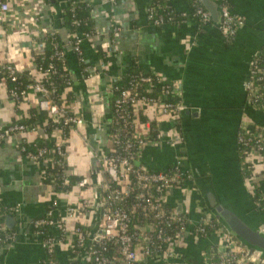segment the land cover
I'll list each match as a JSON object with an SVG mask.
<instances>
[{"label":"crops","instance_id":"crops-1","mask_svg":"<svg viewBox=\"0 0 264 264\" xmlns=\"http://www.w3.org/2000/svg\"><path fill=\"white\" fill-rule=\"evenodd\" d=\"M81 1L90 6L94 29L93 34L83 38L80 27L77 30L82 38L87 75L81 74L77 56L67 44L69 30L61 19L67 0L50 3L20 0L12 7L19 17L17 25L11 27L7 21L0 20V63L11 62L18 70L34 69L33 53L43 50L39 40L54 32L64 46L72 78L69 102L84 112L86 124L92 120V103H101L104 108L102 126L88 123L69 132L64 155L66 174L87 177L93 185L103 178L95 153L110 144L109 86L135 63L175 82L184 105L175 127L183 137L178 149L164 143L146 142L138 162L147 169L158 170L169 163L174 164L179 158L184 167L194 168L198 176L201 168L211 178L218 197L230 201L264 232V177L258 172L261 167L248 177L241 174L236 139L242 122L245 128L264 125V113L248 102L244 87L250 61L264 41V0H223L231 12L244 19L231 39H225L219 28L210 24L201 31L197 20L193 19H186L178 26L168 23L153 26L147 18L149 0ZM165 1L177 11H191L188 0ZM30 106L37 107V99L27 94L20 109L25 111ZM36 111L42 118L41 124L46 123L45 112L38 108ZM15 115L5 83L0 82V127ZM173 124L165 121L162 126L169 128ZM23 136L29 144H36L40 137L44 138L45 131L39 125L33 132L12 133L0 141V203L8 210L0 211V230L5 228L6 212L15 219L9 230L13 231L12 240L0 242V264H45L46 260V251L41 238L34 233L31 221L43 215L55 195L53 185L45 184L41 176V171L52 163L49 159L37 162L27 158L18 147ZM56 195L59 200L56 214L64 212L65 205H73L83 196L93 201V211L82 214L84 219H81L92 234L100 221L97 211L99 190L73 186L70 191ZM255 195L258 202L254 200ZM199 196L195 187L175 186L169 191L167 204L177 209L180 206L181 210L187 208L189 218L196 222L201 202ZM74 226V220L67 221L69 237L56 245L54 258L57 264H72L70 242L75 238ZM50 231L54 236L59 234L57 226ZM210 239L211 236L195 237L189 233L183 239V245L173 249L171 259L165 262L152 259L141 264H198ZM80 248L73 264L88 263L86 246Z\"/></svg>","mask_w":264,"mask_h":264},{"label":"built area","instance_id":"built-area-1","mask_svg":"<svg viewBox=\"0 0 264 264\" xmlns=\"http://www.w3.org/2000/svg\"><path fill=\"white\" fill-rule=\"evenodd\" d=\"M18 1L20 0H0V20L7 21L11 27L17 25L19 20L17 13L14 12L12 8ZM154 10V5H148L147 18L149 21H152L153 25H163L170 20V18L160 15L154 17ZM220 13V24L218 28L225 39H231L236 29L243 25L244 19L231 12L223 0ZM182 14L186 19H201L203 23H209V12L199 4L191 6V11L189 13L182 12ZM54 35L56 34L51 32L45 36L54 37ZM90 35L89 33L82 32V38ZM43 37L41 41L39 40V43H43ZM82 38L77 31L69 32L67 44L75 52L77 60L85 63L81 49ZM52 46L54 47V52L51 57L60 61L61 67L67 70L70 75L66 64L64 46L62 44L59 46L55 40L52 42ZM261 49L264 52V41ZM258 58L259 56L256 53L250 61L249 76L244 83V87L247 90L248 102L258 107L264 113V66H259ZM87 68L86 66L84 69L86 73ZM0 70L1 75L9 77L13 81L16 79V72L18 69L11 62L5 61L0 63ZM29 70L30 74L32 73L35 78L34 82L31 84V91L18 93L14 89H6V92L13 101L14 108L17 106L19 109L21 102L26 98L27 94H32L33 97L37 99V107H30L47 112L49 115L47 118H49L50 122L57 125L52 131L51 137L45 135L44 138L40 137V139H38V143L33 144L41 145L35 152L28 151L24 145L19 147V150L32 161L38 162L42 159L51 160L52 164L41 171V176L42 174H47L49 180L53 181L55 176L61 173L59 170L57 171L56 166L62 167L63 164H65V150H63L62 147L63 145H67L68 137L62 134L63 126L69 127L70 132L82 123V118L78 117L75 111L71 109V103L66 97V88H59L58 91H56L60 103L55 102L50 97L52 92L55 93V83L48 82L47 78L50 74L57 72L53 63L50 62L48 68L41 75L45 78L46 83L41 81L42 78L36 75L34 69ZM151 73L154 74L155 77L151 75L140 76V81L148 85H161L162 93L159 97L153 98L140 94L135 85L132 84L130 85L131 87L122 89L119 96L114 99L115 123H120L123 130L129 128V135L127 136V134H124L123 130L120 129L119 134L124 137L122 143L123 153L111 156H107L104 151L96 153L98 166L101 172L105 173L107 177L103 176V178L94 185L87 177H82L80 180L73 182L72 187L78 186L83 189L96 187L99 190L101 216L93 234L87 231L84 235L81 228L77 226V223L84 225L81 220L84 216L82 214L88 213L90 210L93 211L94 209L93 201L88 196L77 199V203L73 205H65L64 212H58V214H56L55 210L57 208L59 209V200L56 199V194L58 193L55 192V198L53 196L43 215L32 219L31 226L33 231L41 238L42 246L49 254H54L57 244L67 241L69 235L66 224L68 220L72 219L75 221L73 232L77 239V245L82 247L86 246L88 243L86 247L87 254L89 257H92L94 264H137L146 259L167 261L173 256V250L170 247L171 243L180 240L192 224L188 216L189 211L187 208L178 210L176 207V209L170 208L166 210L163 207V204H167L169 191L172 187L192 188L189 182L191 176L186 171L187 168L183 166L180 159H176L174 163L175 168L170 175L157 170L149 171V169L143 167L138 162V157L146 142H151L153 144L164 143L173 149H178L183 142L182 135L180 132L176 131L175 128L176 121L184 110V105L180 100L179 87L175 82L165 84L166 78L152 70ZM81 74L85 75L83 71H81ZM58 75L61 77L66 76L63 72H60ZM0 82L5 83L3 77H0ZM69 82L72 84L71 76ZM47 85H49L50 88ZM111 89L112 85L109 86L108 97L111 96ZM174 99H178V101L173 102ZM26 110H22L24 115H26ZM140 116L144 117L143 121H140ZM19 117L20 116L16 114L13 118L18 119ZM165 121H172L174 124L169 128H164L162 123ZM110 123L111 118L109 120V124ZM152 123L155 124L154 129L151 127ZM3 128L4 126L0 127V141L12 133H21L24 135L25 133L36 130V128L28 129L26 125L17 122L11 124L9 128ZM152 131H155V135L152 139H149ZM119 137L120 136L117 134H108V139L110 141L108 147H111L114 143H118ZM23 139L26 141L25 136H23ZM236 139L239 147L242 148L245 156L248 157L250 161L251 157L259 156V153L261 154V151L264 150V126L253 125V127L245 128L241 123L237 131ZM135 144L136 148L132 150L131 148ZM56 155L61 156L62 160L55 158ZM260 167L264 176V160H261ZM47 169L48 171H46ZM62 173L64 174L60 175V178L64 183H67L68 175L66 174V169H62ZM129 174H132L135 179L138 180V187H145L146 183H154V190L156 192L154 196H152L149 191L146 193L143 191L138 192L134 197L131 210L141 208L143 210L147 209L148 211H152L154 212V216L167 226H170L171 223H179L180 226L176 227L177 229L172 234H167L161 228L157 229L155 232L154 225L147 220V218H144V221L141 222L139 226H136L132 232L129 231L130 218L126 209L115 205L116 198L127 196L134 187L131 185L128 178ZM115 181H118L119 187L111 184ZM70 190H65L63 192H68ZM185 215L186 218L189 219L187 227L183 224ZM207 220L208 218L206 217L202 219L203 222ZM198 222L194 224L191 230L194 232L199 230L202 233L204 232L206 234L205 236H211L210 244L215 246V251L218 254V261H210L209 264H264V258L260 253H258L255 258L250 257V255L247 254V250L226 230L220 227L207 235L205 228ZM54 226L59 228L58 236L52 235L46 229L47 227ZM99 230H102V232L99 233ZM153 235L164 244V249L152 245L151 241ZM12 237L13 232L11 234L7 233L0 242L12 240ZM214 237L216 238L215 241H213ZM110 242L117 245L119 253L112 256L107 254ZM70 248L72 253L71 259H75L76 253L73 249V239L70 242ZM45 264H57V262L53 257H50L45 261Z\"/></svg>","mask_w":264,"mask_h":264},{"label":"trees","instance_id":"trees-1","mask_svg":"<svg viewBox=\"0 0 264 264\" xmlns=\"http://www.w3.org/2000/svg\"><path fill=\"white\" fill-rule=\"evenodd\" d=\"M43 1H45L46 3L47 2H49V3L54 2V0H43ZM188 2H189L190 6H193L194 4H199L202 6V4L198 0H188ZM148 5H150V6L154 5L155 6L154 17H157L160 15V16H164L166 18H170V20H168L166 22L168 24L178 26L182 21L186 20L185 16L182 14L181 11H177V10L173 9L165 0H149ZM89 10H90V6L86 2H83L81 0H68L67 5L63 8V13L61 14L62 24L64 25V27L67 30H69V32H75V31L79 30V27H80L82 32L93 34V32H94L93 20L90 17ZM149 23L151 25H153L152 21H149ZM197 23H198V29H200L201 31L206 29V27L210 24V22L209 23H203L201 21V19H197ZM153 26L160 27L161 24L160 25H153ZM54 40L57 41L59 46L61 45L60 39L58 38L57 35H54V37H52V36L43 37V50H42V52L41 53H33V58L35 61L34 71H36L37 76L39 75V77L42 78L41 81L46 83L45 78H43L41 75L48 68L49 63L50 62L53 63L54 67L57 69V72L50 74L49 77L47 78V80H48V82L50 81L51 83H55V93L52 92L50 97L55 102L60 103L59 96L56 94V91H58L59 88H66V97L68 100H70L72 98V94H71V88H70L71 85H69V84H71V83L69 82L70 75L68 74V71L64 70L61 67L60 61H58L54 57H51L53 52H54V47L52 46V42H54ZM257 55L259 56V58H258L259 66H264V52L262 51V49H260L257 52ZM78 65L80 67V70L83 71V73L85 75H87V73L84 71L87 64L84 62L78 61ZM60 72L65 73L66 76L65 77L59 76L58 74ZM0 73H1V70H0ZM144 75H151L152 77H155L154 74L151 73V71L144 70L143 68L138 67L135 63H133V64H130L128 66L126 72L123 75L116 78L111 83V85H112L111 96L108 98V107L110 110L111 123L109 124L108 134H111V135L117 134L120 137L118 138L119 139L118 143H116V144L114 143V144H112L111 147H106L103 150L107 156L116 155L118 153H123L122 152L123 151L122 150V143H123L124 137L121 134H119L120 129L123 130V127H122V125H120V123H115V111H114V106H113L114 99L119 96L120 91L122 89L129 88V87H131L130 85L134 84L136 89L140 92V94H143V95H146L149 97L157 98L162 93V86L161 85H158V84H156V85L149 84L148 85V84L140 81V76H144ZM0 77L4 78L6 89H14L18 93H21L23 91H31V89H32L31 84L34 82V79H35L34 75H32V73L30 74L29 69L17 70L16 79L14 81L11 80L9 77H6L5 75L0 74ZM48 82H47V84H48ZM170 83H171V81L169 79H167L165 82V84H170ZM47 86L49 87V85H47ZM174 101H178V99H174L173 102ZM15 113L17 115H19L20 117L18 119H14V118L11 119L9 121V123H7L4 126L3 129L9 128L11 126V124H13L15 122L26 125L28 129H35L39 125H41V123H42L41 116L37 113L36 109L33 107H29L26 110V115H24L23 111L20 110L17 106H15ZM143 120H144V117L140 116V121H143ZM60 125H62V124H60ZM55 126H57V125H54L53 123L50 122L49 118H46V123H44L42 125V127L45 131V135L51 137V133L54 130ZM262 126H264V125H262ZM151 127L154 129L155 124L152 123ZM128 130H129V128H125L123 130V133L127 134V136L129 135ZM62 134L65 135V137H68L69 127L63 126ZM154 135H155V131H152L149 139H152L154 137ZM50 143H52V142H50ZM22 145H24L25 148L31 152H35L37 150V148L41 146L40 144H37V145L29 144L24 139L23 140L21 139V141L18 144V147H20ZM135 148H136V144L131 149L135 150ZM62 149L65 150L64 145H63ZM261 152H262L261 154L259 153V159L255 160L256 156H253V157H251V160L249 161V158L245 156V153L242 151V148H240V147L238 148V158H239L240 170H241V174L244 177H248L253 170H254V173H256L257 168L260 166L261 160H264V150H262ZM55 158H57V159L59 158L62 160V157L59 155H56ZM174 168H175L174 164L169 163V164H167V166L165 168H160V169H158V170L156 169V170L162 171L165 174L170 175L171 172L174 170ZM56 169H57V171L59 170L61 173L56 175L55 178L53 179V181L49 180L47 174L46 175L42 174L43 182L45 184H52L56 193L63 192L65 190H70L72 188L73 182L78 181L82 178L81 175L70 174V175H68V182L64 183L62 181V179L60 178V175L64 174V173H62V169H66L65 164H63L62 167L56 166ZM98 169L100 170V167ZM152 170H154V169H149V171H152ZM46 171H48V169ZM186 171L191 176L189 178V182L191 184V187L194 188L195 186L193 183V179L195 178V176H198V173L196 171H193L191 169V167L187 168ZM258 172H260V176L263 175L261 173V171H258ZM102 174L104 177H107V175L105 173L102 172ZM128 178L131 182V185L134 187L129 192V194L127 196H123V197L121 196V198H118V199L116 198L115 199V203H116L115 205L123 207L124 209H126L128 216L130 218V220H129V231L132 232L136 226H139L141 224V222L144 221L143 220L144 218H147V220H149L154 225L155 232L157 231V229L161 228L167 234H172L177 229L176 227L180 226L179 223H171L170 226H167L164 222L157 219L154 216V212H152V211H148L147 209L143 210L141 208L131 210V205L134 202V197L138 192L143 191L144 193H146L149 191L152 196H154L156 194V192L154 190V183H146L145 187H138L137 186L138 180H136L132 174H129ZM111 184L113 186H118V181L112 182ZM199 199L201 202H200V210L198 213V220L196 222H192V224L189 226L187 231L184 233L183 237L180 240H177L178 243H177V241L174 243H171L170 247L172 248V250L175 249L176 247H178V249H179L180 246L183 245L182 244L184 241L183 239L189 233L193 234L195 237H205L206 234L204 232L202 233L199 230H196L194 232L191 230L193 228L194 224H196L198 221H199L198 223L202 227L205 228L207 235H209L215 229L220 228V227L223 230H226L223 227V225L219 222V220L215 217V215L211 212V210H209L205 207L203 199L201 196H199ZM254 200L255 201L258 200V197H256V195L254 197ZM256 204L258 206L261 205L260 203H256ZM163 207L166 210H169L170 208H173V209L175 208V206L171 207L167 204H163ZM47 208H48V206H47ZM4 210H7V209L5 208V206L2 203H0V211H4ZM205 217L208 218V220L206 222H203L202 219L203 218L205 219ZM189 219H187L186 215H185V219L183 222L185 227L188 226V220ZM77 226H79L81 228V231L83 232L84 235L88 231V227H86L82 224L77 223ZM51 228L52 227H47L46 229H47V231H49L51 233V231H50ZM12 232L13 231L0 233V240L3 239L5 234H7V233L11 234ZM228 233L231 236H233L230 232H228ZM234 238L237 239L236 237H234ZM151 243L153 246H155L157 248H162V249L165 248L164 244L161 243L160 240H158V238H156L155 235H153ZM175 243H177V244H175ZM73 249H74L76 256H77V254L81 250V248L77 245V239L76 238L73 239ZM215 250H216V248L214 245H212L210 243L207 244L205 249H204V255L198 264H209L210 261L217 262L218 261V254L216 253ZM117 253H119L117 245L110 242L109 243V250H108L107 254L112 256V255H115ZM258 253L259 252L255 251L252 255H250V257L255 258ZM50 257L54 258V254L52 255V254H49L48 252H46V260ZM87 259H88L87 264H94L92 257H89V255H88ZM147 260L149 261L150 259H146L145 261H147ZM145 261H142V262H145ZM75 262H76L75 259H72L70 261V263H72V264ZM142 262L137 263V264H141Z\"/></svg>","mask_w":264,"mask_h":264},{"label":"water","instance_id":"water-1","mask_svg":"<svg viewBox=\"0 0 264 264\" xmlns=\"http://www.w3.org/2000/svg\"><path fill=\"white\" fill-rule=\"evenodd\" d=\"M202 6L209 12L211 27H219L220 9L222 0H199ZM194 162V161H193ZM200 169V175L193 179L194 186L203 199L207 209L215 215L223 227L237 238L240 245L247 250L248 255H252L255 251L259 252L264 258V232L254 226L240 209L231 204L230 201L219 199L215 188L212 185L211 178ZM195 170L194 168L192 169ZM180 206H178L179 210ZM98 218L101 216V204L97 205ZM14 217L6 212L5 228L0 233L11 230ZM102 230H99V233ZM93 234V233H92ZM88 244V243H87ZM86 244V247H87Z\"/></svg>","mask_w":264,"mask_h":264},{"label":"rangeland","instance_id":"rangeland-1","mask_svg":"<svg viewBox=\"0 0 264 264\" xmlns=\"http://www.w3.org/2000/svg\"><path fill=\"white\" fill-rule=\"evenodd\" d=\"M245 83V82H244ZM92 89L93 90H95V88L94 87H92ZM98 98H99V96H97ZM72 103V102H71ZM74 103V102H73ZM71 109L72 110H74L75 111V113L78 115V117H80V118H82V123L81 124H79L76 128H78V129H81L82 128V126H84L85 124H86V116H85V114H84V112L81 110V109H78L75 105H74V107L72 106V104H71ZM92 107H93V109H92V112H91V115H90V117H91V119L92 120H89L88 121V123L90 124V125H100V126H102L103 125V121H101V117H102V115H103V112H104V108H102V106H101V103H92ZM45 112V111H44ZM43 112V113H44ZM45 114V116L46 117H48L49 115H48V113L47 112H45L44 113ZM100 114V115H99ZM87 123V124H88ZM86 124V125H87ZM242 124L244 125V123L242 122ZM75 128V129H76ZM247 128H249V127H247ZM84 136V135H83ZM97 153V152H96ZM96 153H95V156H96Z\"/></svg>","mask_w":264,"mask_h":264}]
</instances>
